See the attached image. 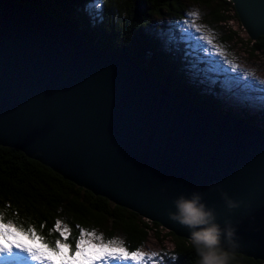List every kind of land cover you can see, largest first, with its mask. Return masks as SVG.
I'll list each match as a JSON object with an SVG mask.
<instances>
[{"label": "water", "instance_id": "water-1", "mask_svg": "<svg viewBox=\"0 0 264 264\" xmlns=\"http://www.w3.org/2000/svg\"><path fill=\"white\" fill-rule=\"evenodd\" d=\"M228 1L254 44L264 0ZM0 146L187 240L168 211L200 192L235 226L232 254L264 262V132L13 0H0ZM216 186L239 207L229 212Z\"/></svg>", "mask_w": 264, "mask_h": 264}, {"label": "trees", "instance_id": "trees-1", "mask_svg": "<svg viewBox=\"0 0 264 264\" xmlns=\"http://www.w3.org/2000/svg\"><path fill=\"white\" fill-rule=\"evenodd\" d=\"M32 9L56 26L68 27L98 48L124 53L170 90L211 111L225 112L255 125L264 132V107L258 115L244 111L233 113L223 104L216 86L203 88L193 80L186 68L185 47L179 31L173 30L169 41L151 30L154 18L179 20L190 6L200 11L203 23L213 27L237 20L228 0H101L100 10L89 11L94 0H13ZM226 38H233L228 31ZM248 51L259 52L264 58V35L253 44L249 38ZM263 117V118H262ZM261 121L259 122V120ZM259 123V124H257ZM0 212L5 222L12 220L22 227H32L44 243L54 245L59 232L57 221L70 232L67 241L71 252L80 230H94L107 239L116 236L130 251L139 250L148 232L158 223L139 217L136 213L116 206L104 197L63 179L48 167L27 158L19 150L0 146ZM79 226V227H77ZM172 248L159 250L156 264H199V256L185 238L170 231ZM163 253V254H162ZM162 254V255H161ZM174 257V258H173ZM231 264H264L259 259L232 254Z\"/></svg>", "mask_w": 264, "mask_h": 264}, {"label": "rangeland", "instance_id": "rangeland-1", "mask_svg": "<svg viewBox=\"0 0 264 264\" xmlns=\"http://www.w3.org/2000/svg\"><path fill=\"white\" fill-rule=\"evenodd\" d=\"M198 12V18L195 23L202 27V33L195 32L186 21L190 19L189 12ZM201 9L196 6H190L186 15L179 20H161L154 18L151 30L162 37V40L169 41L173 30L179 31V39L185 47V55L187 56L186 68L190 72L193 80H197L203 88H211L216 86L220 97H223V104L229 107L233 113L244 111L249 115H258L259 111L264 107V58L259 52H249L247 35L241 28L238 20L231 18L225 24H219L216 27L203 23L200 16ZM233 32V38H226L229 32ZM201 35H209L213 39V45H208L200 39ZM219 50H223L225 55L217 54ZM238 66V70H233L227 61H233ZM263 118V117H262ZM261 119L259 120V122ZM259 124V123H257ZM142 218V217H141ZM145 219V218H143ZM147 220V219H145ZM149 221V220H148ZM155 228L158 235L150 230L142 248L147 254L158 253L160 248H172L171 237L161 225ZM61 228H63L61 226ZM101 235V234H98ZM21 242L31 247H41L40 240H29L26 236L19 237ZM105 242L109 239L103 237ZM61 241L63 238L60 237ZM111 239H119L112 237ZM55 244V243H54ZM75 250V248H74ZM72 255L70 249L66 250ZM23 255L22 253H17ZM163 254V253H162ZM161 254V255H162ZM52 259L59 264V258L51 253ZM156 263L159 256L154 257ZM0 264H18L16 261H5L0 257ZM19 264H39V262H30L24 257ZM108 264H131V262H108ZM152 264V262H146Z\"/></svg>", "mask_w": 264, "mask_h": 264}, {"label": "snow or ice", "instance_id": "snow-or-ice-1", "mask_svg": "<svg viewBox=\"0 0 264 264\" xmlns=\"http://www.w3.org/2000/svg\"><path fill=\"white\" fill-rule=\"evenodd\" d=\"M101 0H94L88 5L89 11L100 10ZM190 19L186 21L189 26L197 33H202L201 26L195 23L198 18V12L192 11L188 13ZM200 39L208 45H213V39L209 35H201ZM214 46V45H213ZM218 55L224 56L223 50L217 52ZM233 70H238V66L233 61H227ZM79 227V226H77ZM55 231L59 232V236L67 241L70 230L67 227L61 228V222L57 221L54 226ZM21 236H26L29 240H40L42 246L31 247L21 242ZM44 238L38 236L32 227H22L12 220L5 222V217L0 212V257L5 261L22 262L24 257L30 262H39V264H56L52 259L51 253L59 258V264H108V262H131V264H146L152 262L156 264L154 257L159 256L158 253L147 254L139 250L130 251L124 242L119 239H109L105 242L102 235H98L94 230L88 231L81 229L78 238L74 239L75 250L72 255L66 251L69 244L62 242L57 238L55 244L44 243ZM22 253L23 255H18ZM174 258V257H173Z\"/></svg>", "mask_w": 264, "mask_h": 264}, {"label": "clouds", "instance_id": "clouds-1", "mask_svg": "<svg viewBox=\"0 0 264 264\" xmlns=\"http://www.w3.org/2000/svg\"><path fill=\"white\" fill-rule=\"evenodd\" d=\"M225 208L231 212L239 207V201L229 197L227 192L219 189ZM174 211L169 210L170 219L189 230V241L199 256V264H231L230 247L236 243V228L230 219H225L223 226L217 222V212L208 206L200 192L189 196L180 195L173 199Z\"/></svg>", "mask_w": 264, "mask_h": 264}]
</instances>
